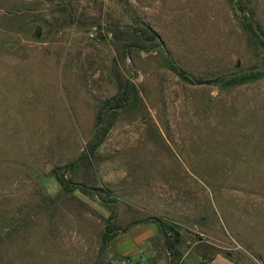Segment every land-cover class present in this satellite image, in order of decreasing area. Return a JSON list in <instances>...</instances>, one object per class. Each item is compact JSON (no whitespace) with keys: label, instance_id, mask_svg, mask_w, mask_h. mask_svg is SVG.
I'll use <instances>...</instances> for the list:
<instances>
[{"label":"rangeland","instance_id":"obj_1","mask_svg":"<svg viewBox=\"0 0 264 264\" xmlns=\"http://www.w3.org/2000/svg\"><path fill=\"white\" fill-rule=\"evenodd\" d=\"M238 5L259 36L228 0H0V264H264V76L222 83L264 69V0Z\"/></svg>","mask_w":264,"mask_h":264},{"label":"trees","instance_id":"obj_2","mask_svg":"<svg viewBox=\"0 0 264 264\" xmlns=\"http://www.w3.org/2000/svg\"><path fill=\"white\" fill-rule=\"evenodd\" d=\"M228 1L232 4L235 12L239 16L238 18L241 21L242 26L246 29V31H249L254 36L255 35L259 36L257 33V31H259V29L254 26V22H253L251 15L248 13L247 14L243 13L245 11L240 9V7L238 5V0H228ZM240 12H242V13L239 15ZM71 20H73V18ZM136 24H138L137 20H134V25H136ZM134 31L136 32L137 35H139L141 37L144 35H146V36L149 35V37L152 39V41L157 40V34L153 30L149 29L148 27H144L143 25H139V24L136 25V27L134 28ZM261 41L263 42V40H261ZM168 59H169L171 66L177 70V73H179L180 77H183V79H185L187 81H192L191 78L187 74H185V72L181 68H177V66L174 64V62L172 61V59L170 57H168ZM263 76H264V69L263 68H261V69H248V70H244L241 73L231 74L230 76L224 78L222 80V83H226L229 85L241 84V83H245L248 81L256 80V79L263 77ZM59 182L63 186L64 185L67 186V184L63 181V179L59 178ZM157 223L159 225L160 231L164 235H165L167 229H171V227L167 226L164 222H162L160 220H158Z\"/></svg>","mask_w":264,"mask_h":264},{"label":"crops","instance_id":"obj_3","mask_svg":"<svg viewBox=\"0 0 264 264\" xmlns=\"http://www.w3.org/2000/svg\"><path fill=\"white\" fill-rule=\"evenodd\" d=\"M216 258H219V259H222L224 262H225V264H233L231 261H230V259L229 258H227V257H225V256H223V255H220V254H217L216 256L214 255L210 260H214V259H216Z\"/></svg>","mask_w":264,"mask_h":264},{"label":"built area","instance_id":"obj_4","mask_svg":"<svg viewBox=\"0 0 264 264\" xmlns=\"http://www.w3.org/2000/svg\"><path fill=\"white\" fill-rule=\"evenodd\" d=\"M131 264H142V262H136V263H131Z\"/></svg>","mask_w":264,"mask_h":264}]
</instances>
